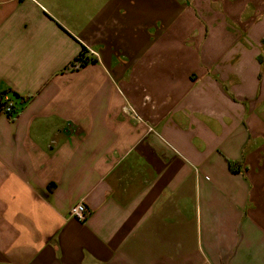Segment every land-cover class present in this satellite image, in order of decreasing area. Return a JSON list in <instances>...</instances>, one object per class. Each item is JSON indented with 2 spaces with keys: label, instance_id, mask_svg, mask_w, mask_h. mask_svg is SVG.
Masks as SVG:
<instances>
[{
  "label": "crops",
  "instance_id": "obj_1",
  "mask_svg": "<svg viewBox=\"0 0 264 264\" xmlns=\"http://www.w3.org/2000/svg\"><path fill=\"white\" fill-rule=\"evenodd\" d=\"M5 92L0 264H264V0H0Z\"/></svg>",
  "mask_w": 264,
  "mask_h": 264
},
{
  "label": "built area",
  "instance_id": "obj_2",
  "mask_svg": "<svg viewBox=\"0 0 264 264\" xmlns=\"http://www.w3.org/2000/svg\"><path fill=\"white\" fill-rule=\"evenodd\" d=\"M98 57V53L90 47H86L80 56L69 66L70 71H79L94 61ZM18 109V100L11 92L0 94V113L12 117ZM90 215L88 207L79 203L71 210V216L80 222H85Z\"/></svg>",
  "mask_w": 264,
  "mask_h": 264
},
{
  "label": "trees",
  "instance_id": "obj_3",
  "mask_svg": "<svg viewBox=\"0 0 264 264\" xmlns=\"http://www.w3.org/2000/svg\"><path fill=\"white\" fill-rule=\"evenodd\" d=\"M231 166L234 168L235 165L234 164H231Z\"/></svg>",
  "mask_w": 264,
  "mask_h": 264
}]
</instances>
